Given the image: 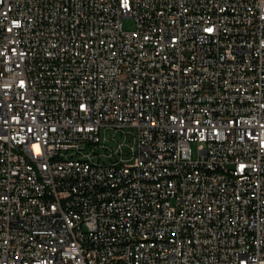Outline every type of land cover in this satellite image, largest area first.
<instances>
[{
  "label": "built area",
  "instance_id": "built-area-1",
  "mask_svg": "<svg viewBox=\"0 0 264 264\" xmlns=\"http://www.w3.org/2000/svg\"><path fill=\"white\" fill-rule=\"evenodd\" d=\"M0 264H264V0H0Z\"/></svg>",
  "mask_w": 264,
  "mask_h": 264
},
{
  "label": "rangeland",
  "instance_id": "rangeland-1",
  "mask_svg": "<svg viewBox=\"0 0 264 264\" xmlns=\"http://www.w3.org/2000/svg\"><path fill=\"white\" fill-rule=\"evenodd\" d=\"M123 27L125 30L131 31L134 29L135 25H134V21L130 18H126L123 20ZM192 149L195 152V145H192ZM104 161V160H102Z\"/></svg>",
  "mask_w": 264,
  "mask_h": 264
}]
</instances>
